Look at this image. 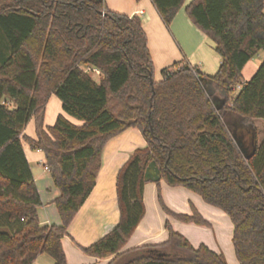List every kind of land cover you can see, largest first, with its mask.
<instances>
[{
    "label": "trees",
    "instance_id": "trees-1",
    "mask_svg": "<svg viewBox=\"0 0 264 264\" xmlns=\"http://www.w3.org/2000/svg\"><path fill=\"white\" fill-rule=\"evenodd\" d=\"M152 1L169 26L187 0ZM185 12L214 43L221 65L207 76L177 63L156 82L139 17L112 12L104 0H0L9 45L0 65V264H34L42 254L68 264L62 242L96 186L105 146L130 128L147 145L118 174L120 222L83 252L110 264H227L169 221L165 243L123 251L145 217V173L155 162L167 185L229 216L239 264H264V142L256 138L253 153L244 152L224 119L231 112L255 133V122L264 121V61L245 78L264 52V0H192ZM52 97L63 114L47 126ZM32 120L36 138L25 134ZM24 144L45 155L61 192L54 202L60 225L40 224L42 200ZM158 199L168 216L209 226L194 207L175 214L160 191Z\"/></svg>",
    "mask_w": 264,
    "mask_h": 264
},
{
    "label": "crops",
    "instance_id": "crops-1",
    "mask_svg": "<svg viewBox=\"0 0 264 264\" xmlns=\"http://www.w3.org/2000/svg\"><path fill=\"white\" fill-rule=\"evenodd\" d=\"M191 1H186V5ZM104 2L112 12L141 19L156 68L164 70L180 63V66L195 67L207 76H214L217 73L221 58L215 51L214 43L194 26L186 12V29L182 30L179 26V22L184 19L178 21V18L186 5L178 12L171 25L167 26L152 0H104ZM258 67L254 62L251 63L245 71L246 80L252 77ZM54 98L56 97L50 99L46 108L47 126H52L57 117L63 114L60 101L58 99L53 101ZM49 114L51 118H48ZM68 119L73 122L71 118ZM258 131L259 129H256V138L261 145L264 142V126L262 125L261 130L262 138L258 136ZM25 134L36 138L34 120L29 123ZM146 145L141 131L136 128L124 131L106 144L96 186L71 224L69 235L62 242L68 264H110L112 259L100 260L86 255L82 249L102 239L119 224L121 216L117 194L118 174L134 152L145 148ZM24 148L42 200V207L38 209L40 224L60 225V214L54 202L61 196V192L55 186L50 173L45 170V155L40 151H32L27 144H24ZM36 163H39L38 167L34 166ZM159 191L164 204L173 213L190 215L194 207L209 226L185 224L168 216L160 205ZM144 204L145 217L124 248V252L142 246L165 243L169 238L166 229V222L169 221L173 230L184 235L195 248L205 245L216 253H226L230 257L228 261L225 259L227 264H239L232 243L231 219L228 221L222 210L208 205L199 195L183 187H171L164 181L159 184L148 182L144 186ZM228 224L230 229L228 228L227 233ZM34 264L55 262L49 255L42 254Z\"/></svg>",
    "mask_w": 264,
    "mask_h": 264
},
{
    "label": "rangeland",
    "instance_id": "rangeland-1",
    "mask_svg": "<svg viewBox=\"0 0 264 264\" xmlns=\"http://www.w3.org/2000/svg\"><path fill=\"white\" fill-rule=\"evenodd\" d=\"M191 0H187V2H189ZM188 4V3H187ZM185 9H182V13H181V16H179L180 18H178L179 20L178 21H181V19L183 18L184 21H182L181 23L179 22V26L180 28L183 30V29H186V25H185V19H187L185 16ZM197 41V40H196ZM200 41V40H199ZM9 46L8 45V42L4 36V34L1 32L0 30V65H1V61L3 59V57L8 53V50H7V47ZM5 58V57H4ZM264 61V52H261L254 60L253 62L255 64H257L258 66H260ZM183 67V66H180V68ZM195 68V67H194ZM162 69H159V68H156L155 67V64H154V80L155 81H161L162 80ZM237 93L234 94V96L236 95ZM55 100L53 101H58L57 98H54ZM53 103V102H51ZM51 115L49 114V117L48 118H51L50 117ZM224 119H225V122L228 126V128L230 129V131L236 135L238 134L239 135H242V133L246 136H248L245 132L247 131L246 129L242 130V128L239 126V124L237 123V118L231 113V112H228L224 115ZM262 125L264 126V121H261V120H258L257 122H255V127L258 131V136L260 138H262V135H263V132L261 131L262 130ZM245 131V132H243ZM249 132V131H248ZM262 132V133H261ZM34 166H39V163H36ZM42 169V168H41ZM224 216L228 217V221H230L229 219V216H227L225 213H223ZM230 227V225L228 224L227 225V233L229 232L228 231V228ZM233 224H232V231H233ZM230 229V228H229ZM226 237H228V235H226ZM229 241V240H228ZM223 256H225L224 258L228 260H230V257L226 255V253H223L221 252Z\"/></svg>",
    "mask_w": 264,
    "mask_h": 264
},
{
    "label": "water",
    "instance_id": "water-1",
    "mask_svg": "<svg viewBox=\"0 0 264 264\" xmlns=\"http://www.w3.org/2000/svg\"><path fill=\"white\" fill-rule=\"evenodd\" d=\"M102 15H106V14L102 13ZM245 133L248 136L244 135L243 133L242 135H239V136L238 134L236 135H234L233 133L232 134L237 144L241 147V149L244 152L253 153L255 145H256V133L255 131H250V130H247ZM145 181L146 183L148 182L159 183L162 181V175H161L160 169L155 162H152L147 168L146 173H145Z\"/></svg>",
    "mask_w": 264,
    "mask_h": 264
},
{
    "label": "built area",
    "instance_id": "built-area-1",
    "mask_svg": "<svg viewBox=\"0 0 264 264\" xmlns=\"http://www.w3.org/2000/svg\"><path fill=\"white\" fill-rule=\"evenodd\" d=\"M86 72H91V73H94L97 77H101V72L97 69H91V68H87L86 69ZM239 89V88H238ZM45 170L47 172H49V169L47 167H45Z\"/></svg>",
    "mask_w": 264,
    "mask_h": 264
}]
</instances>
